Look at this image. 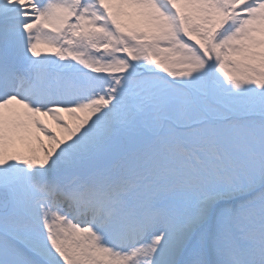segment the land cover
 <instances>
[{
  "label": "snow or ice",
  "instance_id": "snow-or-ice-1",
  "mask_svg": "<svg viewBox=\"0 0 264 264\" xmlns=\"http://www.w3.org/2000/svg\"><path fill=\"white\" fill-rule=\"evenodd\" d=\"M0 264H264V0H0Z\"/></svg>",
  "mask_w": 264,
  "mask_h": 264
}]
</instances>
